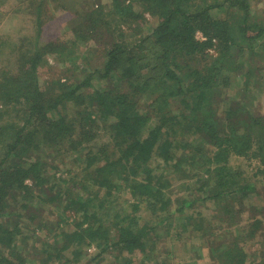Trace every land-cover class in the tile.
Returning <instances> with one entry per match:
<instances>
[{
  "label": "trees",
  "instance_id": "1",
  "mask_svg": "<svg viewBox=\"0 0 264 264\" xmlns=\"http://www.w3.org/2000/svg\"><path fill=\"white\" fill-rule=\"evenodd\" d=\"M57 1L6 0L32 4L23 12L33 25L0 67V264H167L154 246L169 244L173 257L195 217L187 211L206 201L216 210L196 214L189 262L215 243L224 250L208 264H264L263 243L250 251L259 214L244 219L253 186L230 166L248 158L264 173V114L253 106L264 88L261 3ZM49 4L67 13V43L40 42ZM84 51L100 62L88 60L83 79L52 80L53 64L80 70ZM180 172L193 181L172 209L165 191ZM234 199L240 209L223 202Z\"/></svg>",
  "mask_w": 264,
  "mask_h": 264
},
{
  "label": "rangeland",
  "instance_id": "2",
  "mask_svg": "<svg viewBox=\"0 0 264 264\" xmlns=\"http://www.w3.org/2000/svg\"><path fill=\"white\" fill-rule=\"evenodd\" d=\"M80 0H59L57 1L58 3H62V4H71L73 3L75 5V2H78ZM100 1L101 4H103V6L107 7L109 4L110 0H97V3H94L95 5L98 4V2ZM255 1L253 4H260L261 6H259L258 8H253L254 9V13L259 16L260 18H264V0H253ZM5 4H8V2H6V0H0V12H2L3 6ZM80 4V3H79ZM33 5L32 4H28V2H24V3H18V5H16L14 8L10 9L9 12L12 15L18 14L20 12H23L24 10H33ZM77 9H80V5L76 6ZM256 9V11H255ZM46 13H48V16L51 17V19L48 21L47 27H45V31L42 32V36L40 39V42L42 44L50 42V41H60L61 43H67L68 40H72V33L70 32V30L68 29H64V25L65 22H67V13L64 12L63 10H56L55 12L53 11L51 13V6L49 4V6L47 7ZM134 10H139L137 7H134ZM24 13V12H23ZM9 13H3L2 15H8ZM25 14V13H24ZM2 15H0V18H2ZM70 15L72 16V14L70 13ZM26 16V14H25ZM27 19V29H26V34H29L32 30V25H33V20H31V18L29 16H26ZM147 18H149V22H152V18L150 16H146ZM23 35V36H24ZM13 40H11V38L7 35H0V67L1 64L5 62L6 57L4 56V52L5 50H7L8 54H12L20 45L17 44V46H15ZM86 46H91V48L96 47L97 45L94 43H88ZM85 46L80 47L77 51L76 54H81L84 50ZM86 47V51H91L92 49ZM67 49H71V47H69V45L67 46ZM210 53H213L211 50L209 51ZM7 54V55H8ZM75 56V55H74ZM98 57L96 55L93 54V52L89 55V59L87 54L85 55V51L84 54L80 57L76 59L77 64H79L80 66V70L77 68L72 69L70 67L69 71H65L63 65L61 64H53V66L55 67L51 74L53 78L52 80H57L60 78H67L70 76H74L75 78H79V79H83L84 78V74L82 73V68H84V64L88 62V60L93 63V64H99L100 61H98ZM51 62V61H50ZM52 63V62H51ZM98 66V65H97ZM100 68V66H98ZM40 80V79H39ZM41 83V80H40ZM257 99L254 100V108L256 110V112L264 114V88L261 92H258L256 94ZM72 110L69 109L68 113H71ZM106 140V137H102L101 140H98L97 143L99 144L100 142H103ZM185 154V153H184ZM160 162V161H158ZM156 164V162L152 163L151 166L154 167V165ZM150 166V167H151ZM230 166L231 167H235L236 170H234L237 173V176H239L238 180L240 183L246 182L248 184H251L253 187L250 190V194L248 195V213L245 215V221L248 220L249 218H251L252 216H254L255 214H259L256 215L257 218H259L261 225H262V231L259 230V235H257L258 237L256 239H254V242H251V246L252 248L250 249V251L254 250H258V247L256 245L257 242H261L264 244V173H259V165L257 164V162H254L253 160H249L248 158H234L232 157L230 160ZM166 168V167H165ZM261 169L263 170V167H261ZM77 171V170H76ZM78 173H80L79 171H77ZM182 172L175 174L174 178L171 179V186L168 188V191H165L166 195L170 198V200L172 201L173 205H172V209L176 208V204L174 202V200L177 197H181V195H183L186 190V183L191 182L193 180L187 179L185 178L184 174H181ZM239 173H242V178L239 175ZM257 192H259V194H257ZM187 195H189V192H187ZM223 202L227 203L229 208L231 209H240L241 205H239V203L237 202L236 199H234L233 201L229 202L228 200H223ZM64 204V202H63ZM62 204V205H63ZM60 205V206H62ZM35 206H37V202L35 204ZM217 204L215 201H206L203 205H199L198 207H196L193 211L192 210H188L187 213H192V216L196 217V214L199 213L201 215L200 218L205 217V218H209V214L214 212L216 210ZM245 207V206H244ZM246 208V207H245ZM256 213H254V211ZM246 212H247V208H246ZM68 212L65 211H61V210H57V215H68ZM142 219H144L143 221H149V218H151V213L150 211H144L142 212ZM162 216V215H161ZM160 216V217H161ZM159 217V218H160ZM195 217H192L191 223L186 225L185 231H182L181 234V240L185 242V244H176L175 250L174 252V256L170 257L167 256V253H163L162 251L164 250H168L171 251L172 247H170L169 244H165V245H155L154 246V251H153V257L156 258V260L160 261L163 259H168L167 264H191V262H189L190 259L194 258L197 260L198 257V253L196 252V250L194 248H192V244H200V239L194 235L192 233L193 231V226L195 225L196 221L198 219H196ZM158 218V219H159ZM156 219V220H158ZM155 221V219L153 220ZM175 222H173L174 224ZM156 232L162 236L165 235V230L163 229V227H159L157 228ZM263 237H262V234ZM262 238V240H261ZM212 240L216 241L217 239L215 237H211ZM259 240V241H258ZM218 243V241H216ZM150 243V242H148ZM147 243V246H149V244ZM182 243V242H181ZM214 243V242H213ZM164 244V243H163ZM181 246V247H180ZM174 247V246H173ZM215 248H218L219 250H215ZM202 251L200 252L202 256H204L202 258V260L200 261L199 264H208L210 257H208V254L212 257L214 254H219L220 252H222L224 250V247L222 245H217L215 246V243L208 248H201ZM92 252V249H90L88 251L87 254H90ZM212 252V253H211ZM173 254V253H172ZM108 256L113 257V254H108ZM111 258H106V259H102L101 262L99 264H111L110 262ZM113 259V258H112ZM86 260H83L81 263H83ZM182 261V263H181ZM119 260L113 261L112 264H118ZM128 264H139V262L136 260V258H134L133 260L131 259V261ZM212 264H219L218 262L214 263L212 262Z\"/></svg>",
  "mask_w": 264,
  "mask_h": 264
},
{
  "label": "clouds",
  "instance_id": "3",
  "mask_svg": "<svg viewBox=\"0 0 264 264\" xmlns=\"http://www.w3.org/2000/svg\"><path fill=\"white\" fill-rule=\"evenodd\" d=\"M15 3H8L3 6L2 12L9 13L8 15H2L0 18V35H7L11 38V40H16L18 36H22L26 34L27 29V17L23 12L12 15L9 10L14 8ZM7 50L4 52V56H7Z\"/></svg>",
  "mask_w": 264,
  "mask_h": 264
},
{
  "label": "built area",
  "instance_id": "4",
  "mask_svg": "<svg viewBox=\"0 0 264 264\" xmlns=\"http://www.w3.org/2000/svg\"><path fill=\"white\" fill-rule=\"evenodd\" d=\"M198 38H201V35L200 34H198V36H197Z\"/></svg>",
  "mask_w": 264,
  "mask_h": 264
}]
</instances>
